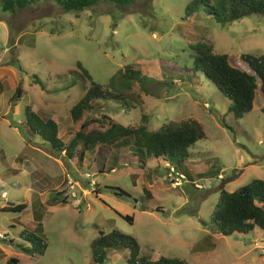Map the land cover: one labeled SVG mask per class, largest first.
Segmentation results:
<instances>
[{"label": "rangeland", "instance_id": "rangeland-1", "mask_svg": "<svg viewBox=\"0 0 264 264\" xmlns=\"http://www.w3.org/2000/svg\"><path fill=\"white\" fill-rule=\"evenodd\" d=\"M186 3L98 1L74 13L41 0L10 12L0 9V193L5 192L0 196V264L9 256L18 264H93L90 240L97 230L112 228L135 237L139 253L149 259L264 264L263 229L225 236L207 223L221 188L264 179V98L255 94L251 109L234 118L227 111L230 101L202 72L163 69L158 63L190 67L189 45L202 41L227 54L232 66L246 69L241 53L264 55V16L250 13L218 23L199 9L186 16ZM76 61L102 85L126 65L145 75L143 88L131 85L132 101L98 98L100 112L113 121L135 125L144 120L147 130H154L167 120L189 117L201 124L204 136L180 161L151 158L142 169L130 156V145L95 147L81 159L53 151L22 121L23 106L56 121L58 137L67 142L86 116L83 112L72 121L68 114L83 90ZM17 82L22 94L9 104ZM113 155L120 160L112 162ZM168 167L183 175L174 187ZM47 198L56 204L48 205ZM16 203L24 208L2 209ZM37 215L40 223L33 219ZM30 231L45 243L41 254L20 250L31 246L22 239ZM126 252L112 249L101 264H128Z\"/></svg>", "mask_w": 264, "mask_h": 264}, {"label": "trees", "instance_id": "trees-1", "mask_svg": "<svg viewBox=\"0 0 264 264\" xmlns=\"http://www.w3.org/2000/svg\"><path fill=\"white\" fill-rule=\"evenodd\" d=\"M41 0H0L1 11H13ZM63 11L74 13L98 1H111L120 5L127 4L131 0H51ZM201 10L206 16L218 23H227L241 18L250 13H259L264 16V0H187L184 13L189 16L192 12ZM191 50L190 67H179L168 64L159 59L161 68L168 70L192 69L200 71L204 77L211 81L215 88L230 101L227 111L234 118H240L252 107V101L256 91L264 97V55L244 52L239 55L246 69L232 66L228 62L225 53L213 50L209 42H195L189 45ZM82 78V93L68 108V114L72 121L81 119L78 127L69 132L67 142L62 141L57 135V123L51 118H41L32 111L28 105L23 106L22 121L31 133L37 134L49 147L61 155L70 158L76 154L81 159L85 151L95 147L114 146L115 148L131 146L130 156L138 168H143L147 160L175 158L181 160L188 155V147L197 139L204 136L201 124L194 118L179 120H167L154 130H147L145 121L135 125H123L113 121L107 115L102 114L101 103L98 98L127 97L131 101L133 96L129 90L133 83L139 88L145 82V75L130 65L119 69L110 83L100 84L94 82L87 70L75 63ZM114 77L116 79L114 81ZM34 82V81H32ZM74 81L70 82L73 85ZM110 84L112 86H110ZM114 85V86H113ZM143 88V87H142ZM22 94L20 83H15L8 103L18 100ZM218 121L225 125L223 114L217 113ZM112 162L119 161L116 155L110 157ZM122 158V156H121ZM113 168L112 165L108 169ZM14 174V173H12ZM147 196V190L142 189ZM62 202L65 199L60 198ZM54 198H47V204H55ZM23 203L9 204L2 207L6 210H21ZM125 220L131 221V216L120 214ZM34 217V216H33ZM36 223H40L39 216L34 217ZM207 223L212 229L225 236H243L250 232L254 226L264 230V179L253 177L247 183L233 190H219L215 207L208 215ZM22 239L31 243L30 247L20 246L25 253L41 254L45 243L34 231L23 235ZM91 259L93 264H101L108 251L115 248L126 249V262L128 264H190L183 258L158 256L149 259L139 253V247L135 237L112 228L109 231L97 230L96 235L89 242ZM3 264H18L15 256H9Z\"/></svg>", "mask_w": 264, "mask_h": 264}, {"label": "built area", "instance_id": "built-area-1", "mask_svg": "<svg viewBox=\"0 0 264 264\" xmlns=\"http://www.w3.org/2000/svg\"><path fill=\"white\" fill-rule=\"evenodd\" d=\"M168 171L173 172V174H174V176H171L170 178H168L170 185L174 187L180 182V179L183 177V175L174 171V169H171V168L169 169V167H168ZM4 195H5V192L2 191L0 193V196L3 197Z\"/></svg>", "mask_w": 264, "mask_h": 264}, {"label": "crops", "instance_id": "crops-1", "mask_svg": "<svg viewBox=\"0 0 264 264\" xmlns=\"http://www.w3.org/2000/svg\"><path fill=\"white\" fill-rule=\"evenodd\" d=\"M257 93L260 94L259 91H256V92H255V94H257ZM261 96H262V95H261ZM262 97H263V96H262ZM263 98H264V97H263ZM252 103H253V101H252ZM32 110H34V109L32 108ZM35 112H36V111H35ZM41 117H42V116H41ZM46 118H47V117H46ZM55 122H56V121H55ZM165 164H166V163H165ZM111 169H112V168H111ZM26 197H27V198H30V200H31V195H30V193H29V190L27 191V195H26ZM55 204H56V203H55Z\"/></svg>", "mask_w": 264, "mask_h": 264}]
</instances>
